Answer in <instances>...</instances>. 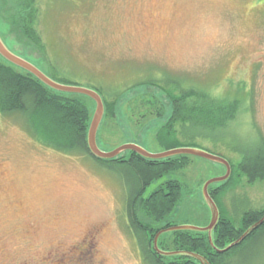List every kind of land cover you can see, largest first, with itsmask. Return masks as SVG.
Returning <instances> with one entry per match:
<instances>
[{
  "label": "rangeland",
  "instance_id": "obj_1",
  "mask_svg": "<svg viewBox=\"0 0 264 264\" xmlns=\"http://www.w3.org/2000/svg\"><path fill=\"white\" fill-rule=\"evenodd\" d=\"M25 2L0 0L1 40L52 80L93 89L103 104L115 99L111 112L104 104L96 135L101 150L135 143L149 153L166 151L156 136L171 115L168 94H179L167 79L182 90L243 99L221 140H197L199 148L236 164L264 138V0H35L40 46L23 32ZM146 81L154 83L137 85ZM72 98L91 121L94 102ZM224 175L223 166L190 157L146 195L167 180L178 181L181 200L165 223L204 228L210 211L203 185ZM229 180L226 193L214 190ZM209 189L228 217L264 208V181L248 183L231 173ZM164 224L159 231L169 228ZM174 237L161 235L160 248L176 251ZM91 238V257L80 261ZM231 261L264 264V237ZM84 263L145 264L127 228L120 179L85 154L41 144L21 117L0 113V264Z\"/></svg>",
  "mask_w": 264,
  "mask_h": 264
},
{
  "label": "trees",
  "instance_id": "obj_2",
  "mask_svg": "<svg viewBox=\"0 0 264 264\" xmlns=\"http://www.w3.org/2000/svg\"><path fill=\"white\" fill-rule=\"evenodd\" d=\"M34 4L35 0H26L25 7L28 11L21 21L24 34L40 46V39L34 28L38 12ZM4 62H0V113L21 117L27 131L41 144L62 153L85 154L120 179L124 188L127 228L135 240L143 262L200 264L192 258L183 256H158L152 247L153 238L159 231L157 227L167 222L181 200V184L176 180H167L146 195L147 188L152 183L170 172L186 167L192 156L147 160L133 152H127L125 157L112 160L96 159L90 154L86 142L90 124L89 113L81 102L72 98L78 95L55 92L31 74L5 60ZM166 82L167 86H173L179 94H168L172 105L171 115L156 136V142L165 150L178 147L199 148L196 142L200 139L219 142L223 133L220 132L236 119L243 105L242 97L213 98L204 92L182 90L172 79H167ZM153 83L154 81H146L137 85ZM104 104L108 112H111L115 99L106 100ZM230 166L233 179L244 177L248 183L264 181V138L259 136L254 145L242 152L241 160L236 164L230 163ZM231 181L214 190L226 193ZM209 193L213 198V193ZM141 213H144L150 223L143 219ZM263 217L264 208L246 209L233 217L221 213L212 233L213 245L217 249L225 248ZM169 225L165 223L163 227ZM171 233L175 235L173 244L176 251L196 253L204 257L209 264H234L232 259L264 237V221L239 245L223 253H217L210 246L206 233L191 231ZM158 247L160 248L159 241Z\"/></svg>",
  "mask_w": 264,
  "mask_h": 264
},
{
  "label": "water",
  "instance_id": "obj_3",
  "mask_svg": "<svg viewBox=\"0 0 264 264\" xmlns=\"http://www.w3.org/2000/svg\"><path fill=\"white\" fill-rule=\"evenodd\" d=\"M0 57L8 62L9 64L31 74L33 77H35L39 82H41L43 85L48 87L49 89L59 92V93H65V94H73V95H80L85 96L89 99H91L95 104V109L93 116L91 118L86 142H87V148L90 152V154L99 160H112L116 159L118 156L125 152H133L140 157L147 159V160H163L172 158L175 156H192V157H198L205 159L209 162H212L214 164H218L220 166H223L225 168V175L219 178L211 179L204 183L202 188V197L204 200V203L208 207L210 211V221L209 224L204 228H197L193 226H173L169 227L167 229L160 230L156 233V235L153 238L152 247L154 252L161 257H173V256H183L192 258L196 261H198L200 264H209L207 260L193 252L189 251H163L158 247V238L165 234V233H171L175 231H191L196 233H206L208 237V241L210 243V246L217 252V253H223L237 245H239L250 233H252L254 230H256L264 221V217L256 222L254 225L249 227L236 241L230 243L223 249H217L212 242V233L214 229L216 228L219 220H220V212L219 209L212 199L210 193H209V187L212 184L220 183L226 181L230 175H231V166L230 163L215 154H212L206 150L196 148V147H178L169 149L160 153H149L141 146L135 144V143H126L118 148L106 152L101 150L96 143V135L98 128L100 126V123L103 119L104 115V104L101 96L93 89L89 88H83L79 86H72V85H65L60 84L54 80H52L50 77H48L46 74H44L41 70H39L36 66L28 62L27 60L23 59L22 57L14 54L11 52L3 43V41L0 38Z\"/></svg>",
  "mask_w": 264,
  "mask_h": 264
},
{
  "label": "flooded vegetation",
  "instance_id": "obj_4",
  "mask_svg": "<svg viewBox=\"0 0 264 264\" xmlns=\"http://www.w3.org/2000/svg\"><path fill=\"white\" fill-rule=\"evenodd\" d=\"M89 240L87 239V241L83 243L85 246L82 247V249H80V261L91 257V254L94 250V243L92 242L93 241L92 238Z\"/></svg>",
  "mask_w": 264,
  "mask_h": 264
}]
</instances>
